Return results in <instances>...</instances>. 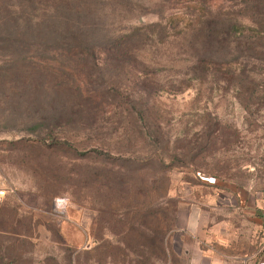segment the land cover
Listing matches in <instances>:
<instances>
[{"label":"rangeland","instance_id":"374dc122","mask_svg":"<svg viewBox=\"0 0 264 264\" xmlns=\"http://www.w3.org/2000/svg\"><path fill=\"white\" fill-rule=\"evenodd\" d=\"M86 2L93 21L83 20V25L93 28L92 43L104 44L109 38L142 30L135 49L136 59L122 63L106 57L89 58L87 62L76 58L64 63V67L44 64L46 67L40 72V80L45 85L41 89H37L35 81L31 82L30 90H24L27 85L23 83L14 89L7 84L1 85L0 211L3 215L0 229L29 237L25 249L28 264H45L48 258H54L49 264H67L68 250L74 255L90 253L97 246L95 236L117 244L116 229H110L106 223V219L110 222L113 216L99 212L102 206H107L111 194L96 195L93 185L82 182L86 175L89 177L92 170L100 167L103 160L97 153L91 152L85 158H79V154L89 153L98 140L112 145L123 140L124 130L130 128L125 109L132 106L125 102L147 85L151 96L148 99L150 105L145 107L152 111L151 123L161 129L160 135L165 140L177 143L171 145L170 151L194 138L204 140V133L212 130L219 134L216 145L210 146L208 155L202 160L204 168L214 170L215 174H208L204 169L194 173L191 169H188L190 172L172 170L167 174L171 182L168 198L178 206L176 229L167 238L166 256L153 255L149 264H192L197 237L186 233L182 236L181 233L186 231L180 230L191 205L198 206L208 215V222L202 229L207 231L208 238L200 245L207 253L224 264L257 263L264 247V225L255 221L244 224L243 221L249 217L255 220L264 207V48L249 53L250 43H258L252 38L255 31L245 26L264 28L248 19L250 10H264V0ZM64 10L61 0H41L30 7L25 0H0V75H5L3 81L13 76V72L5 67L9 65L8 57L15 54L13 49L5 46L6 42L15 40L28 45L22 47L24 51L19 56L26 51L52 54L58 42L49 39L51 30L65 31L67 25H74ZM29 18H33L32 24L37 23L38 34L35 33L30 41L14 36L12 23L25 22ZM221 28L233 34L230 52L239 62L233 82L201 83L192 73V64L204 56L210 41L209 31ZM255 53L257 55L252 56L257 59L247 56ZM244 69L250 72L247 74L255 84H248L246 88L257 93L250 103L240 86V74ZM52 70H62L65 75L75 78L74 81H79V86L92 93L89 94L92 101L77 94L73 80L61 86L64 89L57 88L59 76L57 73L52 75ZM62 100L69 112L93 111V116L98 113L97 127L74 124L55 133L60 141L66 140L77 149L78 154L70 149L68 156L58 151L59 167H54L25 158L20 151H11V143L34 138L27 128L33 126L36 117L30 119L28 115L38 108L29 107L39 106L38 113L45 117L48 106H59ZM139 106L136 104L137 108ZM87 114L83 115L85 124L93 122L92 116L86 117ZM140 152H146L145 146L141 145ZM153 173L154 177H160L163 172L157 166ZM206 178L216 179V182L211 184L204 181ZM184 181H190L192 185ZM246 199L254 202L255 208H246L243 205ZM152 254H155L154 250ZM129 255L127 263L141 262L130 251ZM99 259L102 264V258L95 255L81 257V262L100 264Z\"/></svg>","mask_w":264,"mask_h":264},{"label":"trees","instance_id":"16d2710c","mask_svg":"<svg viewBox=\"0 0 264 264\" xmlns=\"http://www.w3.org/2000/svg\"><path fill=\"white\" fill-rule=\"evenodd\" d=\"M40 1L25 0L29 7L40 3ZM61 1L64 11L70 15L74 25H67L65 31L51 30L49 33L50 38H48L50 40L55 39L58 42V45L53 47L52 54H36L26 51L23 56H19L24 51L22 47L28 45H23L15 40L7 41L5 46L13 49L15 54L8 57L9 65L5 68L9 72L12 71L13 76L6 77L8 81L6 79L3 81L5 75H0V87L7 84L14 89L19 83H23L27 85L23 89L30 90L32 87L31 82L35 81L37 89L43 88L45 82L40 80L42 74L40 72L46 67L44 64L64 67V63L76 58H81L82 61L87 62L89 58L106 57L119 60L122 63L133 62L136 59L135 49L138 47L142 30L131 33L126 32L114 38H109L104 44L92 43L90 40H92L94 30L91 26L85 27L87 24L83 25V20L93 21L91 10H87L86 0ZM250 12L249 21L263 27L264 10H250ZM32 22L33 18H29L25 22L18 23L16 21L12 23L15 28L13 31L14 36L30 41L36 36L35 33L38 34L37 23L35 25ZM245 28L255 31V36H252V38L258 43L257 45H255L256 43H250V47L247 49L250 51L249 53L255 51L256 48L263 49L264 28L262 30L248 28L247 26ZM207 37L210 38V41H208V45L204 50V56L192 64V73L196 80L201 83H232L235 68L239 64L232 58L230 52L233 34H231V31H225L221 28L219 30L214 29L212 32L209 31ZM242 37L245 39L244 35ZM243 43L246 45V42ZM29 46L32 47L33 44L30 43ZM223 53L224 56H222ZM252 55L257 54L247 56L257 59V56ZM64 59L67 60L64 61ZM56 73L59 76L57 88L66 86V83H70L67 81L75 79L65 75L64 71L62 73V70H52L51 74L55 75ZM80 73L83 76V71H80ZM247 73L250 72H246L244 69L240 74V86L246 95V101L250 103L253 102L257 93L250 92V89L246 88L248 84H254V80ZM61 76L66 80L63 81ZM71 82L82 99L87 101L91 99L92 101L93 97L90 96L92 93H89L84 86H79V81L73 80ZM142 84L146 85L144 81ZM61 89L64 88L61 87ZM147 89L146 85L136 93V97L129 98L130 100L128 99L125 102V104H131L132 106L125 109V113L128 114L130 120V128L124 130L122 141L112 145L98 140L89 153L79 154V158H85L89 154L97 153L101 161L103 160L100 167L92 170L90 176L87 177L86 175L82 182L93 185L96 195H105L106 192L111 194L107 206H102L99 212L113 216L110 222L106 219V223L110 225V229H112L111 227L116 229L115 237L118 242L112 244L108 240L95 236L96 248L90 253L80 252L76 255L68 250L65 257L67 264H83L81 257L85 258L89 255L102 258V264L113 262L126 264L130 257L129 251L140 259L141 264H149L153 255L160 254L161 257H165L168 244L167 238L176 229V213L178 210L176 202L168 198L171 182L167 174L172 170L188 169L193 170V173L200 172L203 169L208 174L216 173L214 170L205 169L202 160L208 155L210 146L216 145L218 131L212 130L204 133V140L194 138L170 151L171 145L177 143L165 140V137L160 135L161 129L156 128L151 123L152 111L150 108L145 107L150 105L148 99L151 96V91ZM256 100L260 99L257 98ZM63 102L64 100L59 106H48L49 111L45 117L40 116V113H38L39 106L29 107L30 109L38 108L37 110L33 109L34 113L28 115L30 119L36 117V121L32 123L33 126L27 128L28 134L34 138H23L11 143V151H20L25 158H32L38 164L46 162L54 167H59L57 157L60 152L58 151L68 156L67 151L70 149L78 154L77 149L71 147L66 140H61L63 141L61 142L57 138L58 135L55 136V133L58 129L74 124L84 125L86 128L97 127L99 122L98 113L93 116V111L69 112L70 110L64 107ZM136 104H140V106L137 108ZM47 105L48 103H46ZM59 107H62V109L58 110ZM85 113H88L86 117L92 116L93 122L83 123ZM141 145L145 146V153L140 152ZM161 145L164 146L161 147ZM157 166H160L163 172L160 177H154L153 170ZM188 171L190 172V170ZM184 182L192 185L190 181ZM114 200L117 202H114ZM1 215H3L2 210L0 211V217ZM26 236L24 233H16L13 230L0 229V264L29 263L25 249L30 239ZM153 250L155 254H152ZM53 260L54 258H48L45 264H49V261ZM98 262L101 264V259ZM130 263L140 264L138 261H129L127 264Z\"/></svg>","mask_w":264,"mask_h":264},{"label":"crops","instance_id":"0c3cea01","mask_svg":"<svg viewBox=\"0 0 264 264\" xmlns=\"http://www.w3.org/2000/svg\"><path fill=\"white\" fill-rule=\"evenodd\" d=\"M246 208L252 209L255 208V203L250 201V199H246V203L244 200L243 204ZM191 208H187V214L185 217V223L182 227H180L181 232L186 231L184 233H181L182 236L186 234H191L195 237H197L198 245L195 252V259L192 262V264H224V262L220 259L214 258L211 254L207 253L206 249L201 247V244H205V241H207V231L202 230L204 228V223L208 222V215L206 212H202L200 208L196 205H191ZM262 211L258 212V215L256 216L255 220L251 219L249 217L248 219L244 218V224L250 223L255 221L257 224L264 225V207L261 208ZM183 211V209L180 208V211ZM179 211V214H180ZM179 219V216H178ZM179 227V226H178ZM189 254V251H186V254ZM264 263V247L260 253L259 259L257 263L255 264H261ZM240 264V263H236ZM248 264V263H246Z\"/></svg>","mask_w":264,"mask_h":264},{"label":"built area","instance_id":"2783aa9c","mask_svg":"<svg viewBox=\"0 0 264 264\" xmlns=\"http://www.w3.org/2000/svg\"><path fill=\"white\" fill-rule=\"evenodd\" d=\"M204 181L209 182L211 184H214L216 182V180L213 178H206V179H204ZM3 194H4V192H1V195H3ZM263 216H264V213H263ZM261 264H264V263H261Z\"/></svg>","mask_w":264,"mask_h":264}]
</instances>
